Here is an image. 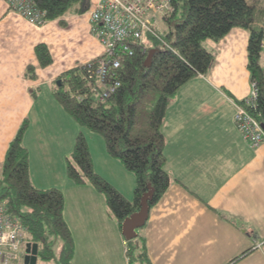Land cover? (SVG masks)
<instances>
[{
	"label": "crops",
	"instance_id": "crops-1",
	"mask_svg": "<svg viewBox=\"0 0 264 264\" xmlns=\"http://www.w3.org/2000/svg\"><path fill=\"white\" fill-rule=\"evenodd\" d=\"M98 2L87 0L85 12L35 26L0 0V172L10 142L28 120L24 144L34 185L65 191L72 264H129L127 240L104 197L67 176L80 131L52 93L64 72L102 56L90 16ZM249 36L236 27L212 41L211 69L186 83L166 112L162 132L173 182L138 231L152 264H264V143L252 147L234 122L233 103L251 92ZM41 43L53 57L46 68L35 54ZM111 159L110 170L127 191L109 180L132 201L135 176Z\"/></svg>",
	"mask_w": 264,
	"mask_h": 264
},
{
	"label": "trees",
	"instance_id": "trees-1",
	"mask_svg": "<svg viewBox=\"0 0 264 264\" xmlns=\"http://www.w3.org/2000/svg\"><path fill=\"white\" fill-rule=\"evenodd\" d=\"M262 0H259L261 2ZM47 20H61L71 11L87 10V0H34ZM177 10L167 20L165 40L154 38L124 58L118 71L120 87L105 100L94 91L97 77L89 79L87 64L64 72L53 84L52 93L63 110L80 127L100 135L109 155L135 176L134 198L128 200L93 167L88 141L83 133L67 157V176L75 185H90L101 194L120 229L123 221L140 207L142 195L154 189L150 206L169 189L173 177L166 170V139L162 132L166 112L178 91L211 69L215 55L203 46L206 40L219 42L236 27L249 31L248 69L251 79L261 80L260 42L264 35L263 4L248 0H176ZM259 4V5H258ZM145 47V50H144ZM156 53L151 67L145 66L149 52ZM35 54L42 68L53 63L46 44ZM27 75L35 78V69ZM36 97V93L34 94ZM259 120L264 122V93L259 98ZM25 120L12 139L0 173V200L20 217L28 229L27 240L37 243L38 260L51 264H72L75 243L64 217L65 198L58 188L40 189L31 178L29 151L24 137ZM129 264H152L144 237L127 241Z\"/></svg>",
	"mask_w": 264,
	"mask_h": 264
},
{
	"label": "built area",
	"instance_id": "built-area-1",
	"mask_svg": "<svg viewBox=\"0 0 264 264\" xmlns=\"http://www.w3.org/2000/svg\"><path fill=\"white\" fill-rule=\"evenodd\" d=\"M9 9L30 24L42 26L48 20L34 0H5ZM176 0H99L90 12L92 34L103 46V54L87 63L89 79L97 77L94 91L100 100L114 94L120 81L118 71L125 57L154 38L169 47L160 25L177 10ZM145 50V47H144ZM261 80L251 81V92L235 101L234 122L244 140L252 147L264 143V122L259 120V98L264 93V35L260 42ZM28 229L0 200V264H21L26 256ZM25 250V254H24ZM127 250V248H126Z\"/></svg>",
	"mask_w": 264,
	"mask_h": 264
},
{
	"label": "water",
	"instance_id": "water-1",
	"mask_svg": "<svg viewBox=\"0 0 264 264\" xmlns=\"http://www.w3.org/2000/svg\"><path fill=\"white\" fill-rule=\"evenodd\" d=\"M155 53V49H152L149 52L145 60L146 67H151ZM57 84H61V80H58ZM148 187L149 190L145 192L141 197L139 209L133 214H131L129 217H127L122 223L121 231L127 241H131L138 237V230L145 226L149 218L151 210L150 201H152L153 199L154 189L151 187L150 184ZM38 253L39 247L37 243H32L31 245H28L26 249V256L24 258V264H37Z\"/></svg>",
	"mask_w": 264,
	"mask_h": 264
},
{
	"label": "rangeland",
	"instance_id": "rangeland-1",
	"mask_svg": "<svg viewBox=\"0 0 264 264\" xmlns=\"http://www.w3.org/2000/svg\"><path fill=\"white\" fill-rule=\"evenodd\" d=\"M249 3H251V5L254 3L256 4L257 2H259V0H248ZM259 4H263L262 7H264V0H262L261 2H259ZM258 4V5H259ZM167 23L164 22L160 25V31L164 34H166V27ZM203 46L208 49L209 51H212V40H206L205 42H203ZM250 79H251V73H250ZM79 133H83L88 141L89 147H90V151H91V156H92V160H93V167L96 173L102 172L105 177L102 175V177L108 181L111 185L113 181V183H117V185H119L121 188H123V191H127V187L124 184V182H120V179H116L115 175L112 173V171L110 170L109 167V162L108 160H112L111 156L109 155V153L106 150V146H105V142L103 140V138L98 135L95 134L93 132H91L90 130L80 127L79 126ZM1 173V172H0ZM99 174V173H98ZM111 181H110V180ZM114 186V185H113ZM63 195H64V190H61ZM65 197V196H64ZM140 231V229L138 230ZM32 242H29L27 240V246L31 245ZM24 254H25V250H24ZM21 264H23V261L21 262ZM37 264H51V263H46L43 261H39Z\"/></svg>",
	"mask_w": 264,
	"mask_h": 264
}]
</instances>
